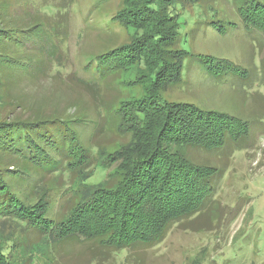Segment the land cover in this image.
<instances>
[{
  "label": "trees",
  "instance_id": "trees-1",
  "mask_svg": "<svg viewBox=\"0 0 264 264\" xmlns=\"http://www.w3.org/2000/svg\"><path fill=\"white\" fill-rule=\"evenodd\" d=\"M139 1L127 0L116 19L136 36L88 62L85 69L92 67L95 73L92 82L74 73L60 76L58 68L67 61L62 48L66 14L54 24L44 16L35 27H25L39 15L28 21L25 13L7 18L6 5L0 2V84L8 110L0 120V216L29 226L30 241L47 240L55 248L53 263L68 264V248L88 245L89 261L95 264L121 251H126L129 264L163 242L174 227L210 231L217 185L229 159L236 150H250L254 142L247 122L187 103L156 102L181 81L188 56L177 47L174 7L198 0ZM243 3L252 15L259 11L257 16L264 17L261 0ZM242 23L251 28L247 20ZM257 28L264 33V18ZM201 60L214 77L248 76L227 60ZM133 65L147 71L149 95L134 102L119 96L104 101V93L117 91L111 80ZM47 76L58 78L77 95L62 92L60 97L50 91L52 96L44 99L15 92L25 80L38 82ZM85 96L93 103L94 119L82 107ZM86 131L91 132L87 137ZM95 152L105 171L113 172L91 184L87 180L96 170ZM201 155L205 159L197 158ZM76 166L82 183L68 188L69 181L78 178ZM57 173H62V190L50 183ZM241 206L237 203L227 218L234 220ZM15 246L0 237V264H32L16 255Z\"/></svg>",
  "mask_w": 264,
  "mask_h": 264
},
{
  "label": "rangeland",
  "instance_id": "rangeland-1",
  "mask_svg": "<svg viewBox=\"0 0 264 264\" xmlns=\"http://www.w3.org/2000/svg\"><path fill=\"white\" fill-rule=\"evenodd\" d=\"M0 2L6 5L7 18H20L19 14L25 16V13L29 15L25 17L28 21L32 16H40L30 18L25 27H35L36 23L44 21V16L54 24L60 20V15L66 14L69 23L63 34L62 48L67 61L64 67L58 68L61 77L74 73L84 81H94L93 68L85 69L88 62L101 53L130 42L136 36L133 29L126 28L116 20L127 7V0ZM54 3H57V8L53 6ZM59 3H65L67 9L58 7ZM261 3L264 6V0ZM244 7L243 0H198L192 5L182 3L174 7L172 14L177 15L179 23L177 47L188 56L182 63L181 81L161 94L156 102L187 103L247 122L253 145L250 150H236L229 159V166L217 185L210 231H182L174 227L163 242L137 254L134 262L129 264H264V33L257 28L264 17L257 16L262 14L259 11L252 15V11L248 12V7ZM243 19L253 26L250 25V29L245 27ZM254 19L258 22H254ZM38 29L36 27L34 30ZM201 58L208 61L227 60L246 71L248 76L243 78L239 74H227L214 77ZM55 72L56 69H53L51 75ZM146 74L142 66L127 67L120 76L111 80L117 91H107L102 99L107 102L118 96L127 102L144 99L151 91ZM19 90L32 98L43 95L45 99L54 94L62 97V92L77 95L54 76L44 77L38 82L25 80L15 92ZM50 91L53 94L49 96ZM4 92L0 84V120L5 118L4 112L8 111ZM83 103L88 117L94 119L90 98L85 96ZM90 134V131H86L84 136ZM94 156L96 170L87 180L91 184L101 182L106 172H113L112 169L105 171L101 155L95 152ZM203 156L197 158L205 159ZM77 167L73 169L74 177L78 178L69 181L68 188H77L82 183V174H79ZM64 171L66 175L68 170L65 168ZM61 175L55 174L50 182L52 187L57 186L60 190L63 189ZM54 194L53 191L51 195ZM237 203L242 205L241 212L231 221L227 215ZM29 229L15 218L0 216V237L16 244L18 257L23 255L32 264H57L53 263L55 248L44 238L39 242L30 241ZM86 246L73 245L68 248L65 261L68 264H95L89 261L90 252ZM126 255V251H121L104 264H128L125 262Z\"/></svg>",
  "mask_w": 264,
  "mask_h": 264
}]
</instances>
